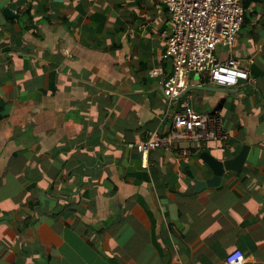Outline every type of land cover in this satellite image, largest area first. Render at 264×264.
I'll list each match as a JSON object with an SVG mask.
<instances>
[{
    "label": "crops",
    "instance_id": "crops-1",
    "mask_svg": "<svg viewBox=\"0 0 264 264\" xmlns=\"http://www.w3.org/2000/svg\"><path fill=\"white\" fill-rule=\"evenodd\" d=\"M235 56L253 83L206 75L162 94L169 13L161 0H0V264H264V0H244ZM243 3V1H242ZM66 49L68 54L63 51ZM217 110L227 142L179 139L143 162L181 107ZM212 175L199 156L231 158Z\"/></svg>",
    "mask_w": 264,
    "mask_h": 264
},
{
    "label": "built area",
    "instance_id": "built-area-1",
    "mask_svg": "<svg viewBox=\"0 0 264 264\" xmlns=\"http://www.w3.org/2000/svg\"><path fill=\"white\" fill-rule=\"evenodd\" d=\"M168 9L169 28L163 30L165 48L163 60H170L169 72L162 65L148 68L147 77L154 78L165 97H171L181 88V81L206 75L211 83L233 86L240 80L253 83L246 65L235 56L219 58L217 48L231 49L236 42L243 20V0H161ZM68 54L66 49L63 51ZM228 130L221 114L197 112L181 107L171 115V127L167 134L150 131L148 136L133 143L146 161L150 149H173L179 139L188 140L193 147L201 148L207 140L225 143ZM180 155L190 152L187 147L175 148ZM245 257L238 248L226 253L221 264H243Z\"/></svg>",
    "mask_w": 264,
    "mask_h": 264
},
{
    "label": "water",
    "instance_id": "water-1",
    "mask_svg": "<svg viewBox=\"0 0 264 264\" xmlns=\"http://www.w3.org/2000/svg\"><path fill=\"white\" fill-rule=\"evenodd\" d=\"M247 145H243L240 151L231 158L218 159L207 151H202L199 156L207 163L211 170L212 175L207 178H197L191 172L187 171L188 175L192 177L194 186L188 192H197L205 187L214 186L218 184L224 169H237L241 166L242 161L247 151Z\"/></svg>",
    "mask_w": 264,
    "mask_h": 264
},
{
    "label": "trees",
    "instance_id": "trees-1",
    "mask_svg": "<svg viewBox=\"0 0 264 264\" xmlns=\"http://www.w3.org/2000/svg\"><path fill=\"white\" fill-rule=\"evenodd\" d=\"M244 3H245V1L243 0V6H244Z\"/></svg>",
    "mask_w": 264,
    "mask_h": 264
},
{
    "label": "clouds",
    "instance_id": "clouds-1",
    "mask_svg": "<svg viewBox=\"0 0 264 264\" xmlns=\"http://www.w3.org/2000/svg\"><path fill=\"white\" fill-rule=\"evenodd\" d=\"M243 253V252H242ZM244 255V254H243Z\"/></svg>",
    "mask_w": 264,
    "mask_h": 264
}]
</instances>
